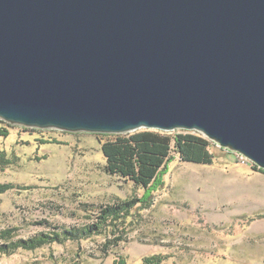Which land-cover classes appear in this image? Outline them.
<instances>
[{"label":"water","instance_id":"95a60500","mask_svg":"<svg viewBox=\"0 0 264 264\" xmlns=\"http://www.w3.org/2000/svg\"><path fill=\"white\" fill-rule=\"evenodd\" d=\"M0 120L192 130L264 169V0H0Z\"/></svg>","mask_w":264,"mask_h":264},{"label":"rangeland","instance_id":"374dc122","mask_svg":"<svg viewBox=\"0 0 264 264\" xmlns=\"http://www.w3.org/2000/svg\"><path fill=\"white\" fill-rule=\"evenodd\" d=\"M0 127V151L12 160L0 183L16 185L0 193V232L29 239L80 227L99 206L134 200L123 232L0 252V264H143L152 254L166 256L161 264H264V173L236 153L214 144L209 164L173 153L146 205L142 186L105 169L101 145L111 135Z\"/></svg>","mask_w":264,"mask_h":264},{"label":"trees","instance_id":"16d2710c","mask_svg":"<svg viewBox=\"0 0 264 264\" xmlns=\"http://www.w3.org/2000/svg\"><path fill=\"white\" fill-rule=\"evenodd\" d=\"M1 121V120H0ZM3 122V121H1ZM0 135L7 136L8 131L0 127ZM109 138L102 142L101 150L106 158L105 169L111 174H117L135 184L142 186L145 191L141 201L146 205L151 200L148 197L156 186L163 184V174L168 163L174 158L173 153L183 161L195 163H212L215 154L212 151L213 142L192 130L161 131L155 129H139L122 134H108ZM40 143L56 142V139H39ZM39 159V158H38ZM4 151H0V166L11 163ZM251 166L264 173V169ZM14 183H0V193L15 188ZM134 200H122L99 206L92 220L80 227H63L53 232H44L29 239H14L13 229L0 232V252H11L18 248L34 249L47 242H63L66 239L80 240L92 234H115L123 232L126 218L129 215ZM124 224V225H122ZM122 225V226H121ZM122 236H116V240ZM166 256L152 254L142 258L143 264H161ZM115 264H126L123 258Z\"/></svg>","mask_w":264,"mask_h":264},{"label":"built area","instance_id":"2783aa9c","mask_svg":"<svg viewBox=\"0 0 264 264\" xmlns=\"http://www.w3.org/2000/svg\"><path fill=\"white\" fill-rule=\"evenodd\" d=\"M238 155V154H237ZM239 159L242 160L243 162L247 161V159L245 157H243L242 155H238Z\"/></svg>","mask_w":264,"mask_h":264}]
</instances>
